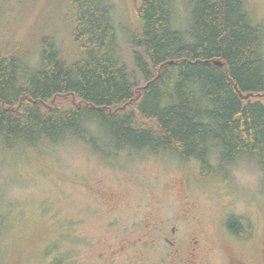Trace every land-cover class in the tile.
I'll return each instance as SVG.
<instances>
[{
  "label": "trees",
  "instance_id": "obj_1",
  "mask_svg": "<svg viewBox=\"0 0 264 264\" xmlns=\"http://www.w3.org/2000/svg\"><path fill=\"white\" fill-rule=\"evenodd\" d=\"M186 2L181 30L173 0H132L139 88L121 62L107 0L67 1L72 53L47 35L0 47L2 146L73 140L105 162L122 151L167 153L208 173L245 156L264 189V27L243 0ZM237 221L230 229L242 232Z\"/></svg>",
  "mask_w": 264,
  "mask_h": 264
},
{
  "label": "rangeland",
  "instance_id": "obj_2",
  "mask_svg": "<svg viewBox=\"0 0 264 264\" xmlns=\"http://www.w3.org/2000/svg\"><path fill=\"white\" fill-rule=\"evenodd\" d=\"M67 1L0 0V47L47 35L72 53ZM243 1L264 27V0ZM107 2L121 62L139 88L132 0ZM173 22L187 29L186 0H173ZM249 161L258 180L240 187L228 166L208 173L167 153L122 151L105 162L78 141L36 149L0 141V264H264L263 172ZM230 218L238 235L221 224Z\"/></svg>",
  "mask_w": 264,
  "mask_h": 264
},
{
  "label": "clouds",
  "instance_id": "obj_3",
  "mask_svg": "<svg viewBox=\"0 0 264 264\" xmlns=\"http://www.w3.org/2000/svg\"><path fill=\"white\" fill-rule=\"evenodd\" d=\"M232 179L240 187H251L258 180V173L245 156H238L228 165Z\"/></svg>",
  "mask_w": 264,
  "mask_h": 264
},
{
  "label": "flooded vegetation",
  "instance_id": "obj_4",
  "mask_svg": "<svg viewBox=\"0 0 264 264\" xmlns=\"http://www.w3.org/2000/svg\"><path fill=\"white\" fill-rule=\"evenodd\" d=\"M224 218H225V216H223ZM223 218V219H224ZM228 220L229 219H227L226 221H221V224H222V226H223V228L224 229H227V227L229 228V229H227V230H229V232H230V234H232V235H238V233H236V232H233L231 229H230V226H229V224H228ZM193 252L194 251H190L188 254H189V257H191V256H193ZM189 263L190 264H194L191 260H189Z\"/></svg>",
  "mask_w": 264,
  "mask_h": 264
},
{
  "label": "water",
  "instance_id": "obj_5",
  "mask_svg": "<svg viewBox=\"0 0 264 264\" xmlns=\"http://www.w3.org/2000/svg\"><path fill=\"white\" fill-rule=\"evenodd\" d=\"M168 63H169V64H171V63H172V61H169ZM213 63H214L216 66H219V67H221V66H222V62H221V61H219V60H214V61H213Z\"/></svg>",
  "mask_w": 264,
  "mask_h": 264
}]
</instances>
